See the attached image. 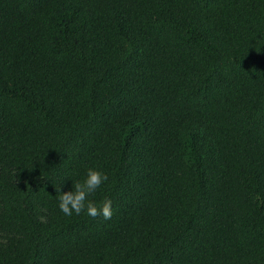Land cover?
<instances>
[{"label":"trees","instance_id":"16d2710c","mask_svg":"<svg viewBox=\"0 0 264 264\" xmlns=\"http://www.w3.org/2000/svg\"><path fill=\"white\" fill-rule=\"evenodd\" d=\"M0 264H264V0H0Z\"/></svg>","mask_w":264,"mask_h":264},{"label":"clouds","instance_id":"9594fccd","mask_svg":"<svg viewBox=\"0 0 264 264\" xmlns=\"http://www.w3.org/2000/svg\"><path fill=\"white\" fill-rule=\"evenodd\" d=\"M108 180L106 173L96 168H87L82 181H77L71 190L57 194V207L65 216L80 215L89 217L102 216L105 220L112 216V201L105 198L102 202L89 199L100 186Z\"/></svg>","mask_w":264,"mask_h":264}]
</instances>
